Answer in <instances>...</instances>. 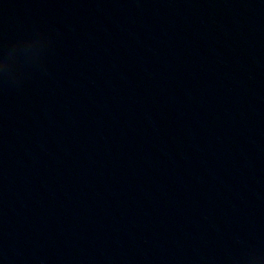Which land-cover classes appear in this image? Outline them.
<instances>
[{
    "label": "water",
    "instance_id": "1",
    "mask_svg": "<svg viewBox=\"0 0 264 264\" xmlns=\"http://www.w3.org/2000/svg\"><path fill=\"white\" fill-rule=\"evenodd\" d=\"M0 264H264L226 0H0Z\"/></svg>",
    "mask_w": 264,
    "mask_h": 264
}]
</instances>
